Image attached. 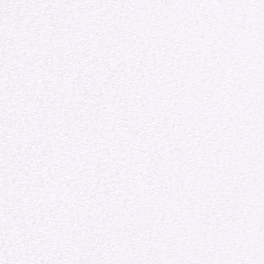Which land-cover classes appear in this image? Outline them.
Masks as SVG:
<instances>
[{"label": "snow or ice", "instance_id": "obj_1", "mask_svg": "<svg viewBox=\"0 0 264 264\" xmlns=\"http://www.w3.org/2000/svg\"><path fill=\"white\" fill-rule=\"evenodd\" d=\"M0 264H264V0H0Z\"/></svg>", "mask_w": 264, "mask_h": 264}]
</instances>
